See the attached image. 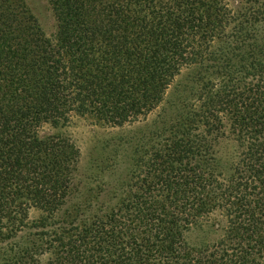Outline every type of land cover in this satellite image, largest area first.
Listing matches in <instances>:
<instances>
[{
    "label": "trees",
    "instance_id": "16d2710c",
    "mask_svg": "<svg viewBox=\"0 0 264 264\" xmlns=\"http://www.w3.org/2000/svg\"><path fill=\"white\" fill-rule=\"evenodd\" d=\"M47 1L0 0V264H264V0Z\"/></svg>",
    "mask_w": 264,
    "mask_h": 264
},
{
    "label": "rangeland",
    "instance_id": "374dc122",
    "mask_svg": "<svg viewBox=\"0 0 264 264\" xmlns=\"http://www.w3.org/2000/svg\"><path fill=\"white\" fill-rule=\"evenodd\" d=\"M30 4H32L36 9H40L46 12L47 18L45 17V28L47 31L51 32L54 30L56 26V19L54 13L50 10V6L48 4L47 0H28ZM229 6L230 9L237 10V7H241L244 5L243 0H225ZM47 19V21H46ZM188 72V70H183L181 72V76H177L171 86L168 88L166 92V99L170 97L176 87V85L181 81L182 77L185 75V73ZM209 78V77H207ZM210 80V78H209ZM211 89L209 90L211 92H216L220 87V81H212L210 80ZM215 86V87H214ZM200 93H195L194 97H190L189 102H195L196 105L199 104V102H203L204 98L203 96L207 94V90L202 88ZM165 96L163 100V104L157 108L155 111H153L151 114H149L146 118L140 120L137 123L134 124H127L124 127L120 126H110V125H91L90 123L82 120L77 119L74 120L71 124V126L68 128V133L70 134L71 138L74 140L78 148L83 153V156H86L88 152L94 147L105 140H112L116 138H123L125 142H128V139L131 138L134 135H138L139 133H144L151 125L156 124L159 119L161 118L162 113L165 110ZM159 132V133H158ZM165 133L160 132L157 130L153 133V136L150 137V142L152 144L156 143L158 138H165ZM125 149V148H123ZM121 160V159H119Z\"/></svg>",
    "mask_w": 264,
    "mask_h": 264
}]
</instances>
